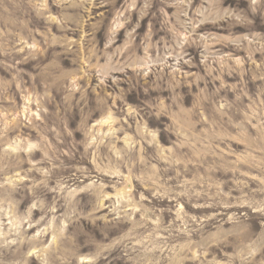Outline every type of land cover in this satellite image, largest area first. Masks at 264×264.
I'll list each match as a JSON object with an SVG mask.
<instances>
[{"label":"rangeland","instance_id":"obj_1","mask_svg":"<svg viewBox=\"0 0 264 264\" xmlns=\"http://www.w3.org/2000/svg\"><path fill=\"white\" fill-rule=\"evenodd\" d=\"M0 264H264V0H0Z\"/></svg>","mask_w":264,"mask_h":264},{"label":"bare ground","instance_id":"obj_2","mask_svg":"<svg viewBox=\"0 0 264 264\" xmlns=\"http://www.w3.org/2000/svg\"><path fill=\"white\" fill-rule=\"evenodd\" d=\"M101 120H102V119H101ZM103 120H104V119H103ZM103 120H102V121H103ZM103 123H105V121H104Z\"/></svg>","mask_w":264,"mask_h":264}]
</instances>
